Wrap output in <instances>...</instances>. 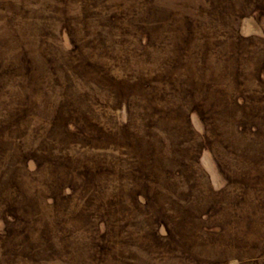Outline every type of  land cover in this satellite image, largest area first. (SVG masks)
Masks as SVG:
<instances>
[{"label":"rangeland","instance_id":"rangeland-1","mask_svg":"<svg viewBox=\"0 0 264 264\" xmlns=\"http://www.w3.org/2000/svg\"><path fill=\"white\" fill-rule=\"evenodd\" d=\"M0 264H264V0H0Z\"/></svg>","mask_w":264,"mask_h":264}]
</instances>
